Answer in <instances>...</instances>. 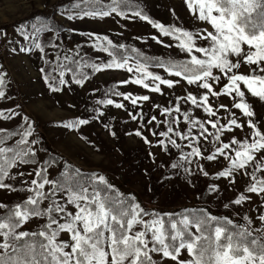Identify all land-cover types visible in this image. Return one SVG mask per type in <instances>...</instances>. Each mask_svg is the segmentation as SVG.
Masks as SVG:
<instances>
[{
    "label": "snow or ice",
    "instance_id": "snow-or-ice-1",
    "mask_svg": "<svg viewBox=\"0 0 264 264\" xmlns=\"http://www.w3.org/2000/svg\"><path fill=\"white\" fill-rule=\"evenodd\" d=\"M96 2L83 0L85 4ZM126 3L127 0H112L114 6H109L108 10L81 9L75 17L69 15L68 19L108 17L113 13L125 15L120 6ZM74 6L80 8L79 3ZM186 6L198 9L196 19L207 24L208 28L193 32L178 26H165L150 20L140 11L134 13L159 29L164 37H174L179 41L176 47L183 51L186 58L180 62L169 61L168 69L171 75L182 77L188 85H195L197 91L195 94L188 92L178 99L190 102L211 117L201 121L185 112L183 120L189 125L187 133L175 131L169 124L166 131L158 134V143L164 145L159 136H168L173 132L179 139L190 141L191 151L183 157L188 160L189 156H202L200 147L193 146V143L201 139L207 141L211 137L217 146L212 154L203 158L215 161L223 157L229 164L218 172V176L232 178L235 172H242L251 181L247 185V193L264 194V178L256 175V172H264V132L254 121L255 113L247 102L248 95L264 100V0H187ZM45 30L46 26L35 28L31 35L36 36ZM23 35L25 39L29 38L27 32ZM157 42L164 43L159 39ZM34 47L44 52L40 43L34 41ZM93 47L109 53L112 59L106 63L84 64V67L96 72L113 68H126L129 73L134 71L127 57L117 59L118 54L110 51L113 42L108 36H95ZM119 47L124 48V45ZM26 50L30 49L21 48V51ZM69 59L71 57L64 56V60ZM72 63L78 64L79 61L73 59ZM157 66L165 67L162 63ZM58 67L61 69V85L67 83L64 69L74 72L73 79L78 85H83L87 79L83 74L82 78H76V70L69 65ZM245 67L247 70L241 71ZM135 72V79L121 83L131 82L147 89L150 85L145 80L150 78L153 84L151 90L156 93L161 92V85L173 88L180 83L179 80L154 74L146 63L138 62ZM44 79L54 77L45 76ZM3 83V74L0 73V85ZM49 87L52 85L49 84ZM57 90L53 88V91ZM115 94L123 95L119 92ZM4 95L0 91V97ZM222 96L231 98V107L221 103L214 109L211 99ZM124 99H131L132 105H136L138 101H148L150 97L124 95ZM102 102L113 104L112 99ZM116 107L123 108L124 104L117 103ZM233 109L240 112L239 117ZM220 110L229 113L225 123L218 118ZM163 111L170 114L172 110L164 108ZM175 111H180L179 104ZM12 115L16 114L5 116L0 112L3 119H11ZM241 118L246 119L241 121ZM132 119L135 120L136 116ZM155 120L156 117L152 116L148 123ZM87 123V120L80 119L67 126ZM172 123L178 121L173 120ZM245 124L250 130L248 137L237 139L233 135L229 142H223L225 132L231 133L234 128L243 129ZM208 126L215 131L210 133ZM197 128L199 131L194 135L193 130ZM4 131L0 128V132ZM31 135L29 126L17 145L26 146ZM135 135L141 136L142 133L137 130ZM32 143L35 144V140ZM169 143L177 149L181 147L171 137ZM35 155L31 148L25 151L6 146L3 137H0V189L17 191L12 184L6 183V179L16 178L9 170L17 165L38 164ZM250 165H255L254 170L248 171ZM57 167L58 174L52 177L49 169ZM201 171L203 175H208L202 168ZM19 176L23 177L24 173L20 172ZM28 176L27 186L19 189L28 193L25 199L11 206L0 202V209L5 210L0 213V264H156L154 254L159 255L162 261L171 260L174 264H264V228L253 229L250 220L246 225H234L231 219L210 215L207 210L199 215L187 212L149 213L116 192L103 175L93 173L86 176L79 168L55 158L35 167ZM211 190L215 191V188ZM250 198V195L241 194L234 203L239 205ZM45 202L46 206L42 207ZM34 218H45L46 222L35 231L21 230ZM259 221L264 225V214L259 216ZM62 233L68 235L67 240L60 239ZM182 251L189 254V259L181 258Z\"/></svg>",
    "mask_w": 264,
    "mask_h": 264
},
{
    "label": "rangeland",
    "instance_id": "rangeland-1",
    "mask_svg": "<svg viewBox=\"0 0 264 264\" xmlns=\"http://www.w3.org/2000/svg\"><path fill=\"white\" fill-rule=\"evenodd\" d=\"M58 1L60 0H0V73L3 74L4 81L3 85H0V91L5 94L0 97V112L5 116L16 114L12 115L11 119L0 117V128L5 130L0 132V136L7 130L19 127L18 132L7 137L4 144L25 151L28 148L33 149L36 153L35 160L38 162L17 165L9 170L16 178L6 179V183L12 184L18 190L9 192L0 189V202L11 206L26 198L28 193L19 189L27 186L25 182L30 180L28 173L48 160L51 149L61 157L59 161L73 163L79 168L93 171L96 175H103L109 183L117 187L130 188L136 194L139 205L142 203L149 213H154L155 208L172 209L201 204L219 212L227 205V208L246 223L250 220L253 229L264 228L259 221V216L264 214V194L247 193V185L251 182L249 176L235 172L232 178L219 177L218 172L229 166L228 161L223 157H218L215 161L203 158L212 154L217 146L211 137L207 141L201 139L194 142L193 146L200 147L202 156H189L188 160L183 157L191 151L190 141L179 139L173 132L168 136H159L164 145L158 143V134L166 131L169 124L175 131L187 133L189 125L183 120L185 112L193 119H211L190 102L178 99L186 96L188 92L195 94V85H188L182 77H175L162 69H157L162 78L179 80L180 83L173 88L161 85L159 93L151 90L153 84L150 78L145 80L150 85L147 89L131 82L121 83L136 78L134 63H129L134 68L132 73L127 72L126 68L96 72L86 67L83 71H75L76 78H82L81 74L87 76L83 85L75 83L73 71L64 69V79L67 83H59L61 69L58 65L62 64L66 56L63 52L66 40L79 49L83 48L87 55L99 56L104 60L108 59L107 54L93 47L97 35L108 36L118 43H130L150 53L186 58L183 51L176 47L179 41L174 37H164L159 29L153 28L149 22L133 14L117 13L108 17L87 16L72 20H69L68 16L75 17L77 12L60 13L57 18L65 26L61 33L41 31L32 36L35 28L41 26L25 19L41 10L50 11ZM139 1H142L153 17L165 26H178L193 32L208 28L207 24L196 19L195 13L198 9H189L186 6L187 0ZM21 29L29 34L28 39H25ZM154 37L164 43H158ZM34 41L44 47V52L34 47ZM21 48L30 50L21 51ZM41 69H44V72H41ZM246 70L247 67L241 69ZM45 76L54 79L45 80ZM49 84L52 87H49ZM98 84L103 85L106 97L98 93ZM111 87L115 88L114 93H111ZM53 88L58 90L53 91ZM117 92L123 95H116ZM124 95H148L150 99L132 105L131 99L125 100ZM108 99H112L113 104L102 102ZM247 102L255 113L254 121L264 132V100L248 95ZM117 103L124 104V107L117 108ZM211 103L214 109L221 103L231 107V98H212ZM177 104L180 105L179 112L175 111ZM164 108L172 110L171 113L165 114ZM233 111L240 116L238 110ZM132 116H136V119L133 120ZM152 116H155L156 120L149 124ZM25 117L27 119H24ZM218 118L221 123H225L229 113L220 110ZM80 119H85L88 123L67 126ZM245 119L241 118V121ZM173 120L178 123H172ZM29 126L32 135L27 138L28 144L17 145L16 142ZM208 127L210 133L215 131ZM137 130L141 131V136L135 135ZM198 131V128L194 129L193 134ZM233 135L237 139H244L250 135V130L246 124L243 129L234 128L231 133L223 134V142H229ZM169 137L181 145L180 149L169 143ZM33 140L35 144L32 143ZM174 164L177 167L174 168ZM201 168L208 173L207 176L203 175ZM254 168L255 165H250L248 171ZM49 171L52 177H55L58 167ZM20 172L24 173L23 177L19 176ZM256 175L264 178V172H256ZM213 187L215 191L211 190ZM241 194L250 195L251 198L237 205L234 201ZM43 206H46V202ZM4 211L0 209V213ZM45 222V218H34L21 230L30 231ZM60 239L67 240L68 235L62 233ZM153 258L156 264H174L171 260L162 261L156 254ZM181 258L187 260L189 254L182 251Z\"/></svg>",
    "mask_w": 264,
    "mask_h": 264
},
{
    "label": "trees",
    "instance_id": "trees-1",
    "mask_svg": "<svg viewBox=\"0 0 264 264\" xmlns=\"http://www.w3.org/2000/svg\"><path fill=\"white\" fill-rule=\"evenodd\" d=\"M77 3L80 4V8H76L74 6ZM109 6H114L112 5V0H109L108 2L105 0H97L96 3H89V4L83 3V0H60L53 5L50 11L48 12L43 11V10L38 11L37 13L31 15L29 18L25 19V21H32V23L34 24L37 23L39 26H46L45 31H53L55 34H59L65 29L64 24L61 22L59 18H57V15H59L60 13L79 12L81 11V9H89V10L97 9L98 10L102 8L103 10H108ZM120 8H121V11H123L126 15L127 14L134 15L136 11H140L143 15H147L150 18V20L160 23L158 20H156L153 17V15L150 13V11L147 9L146 5L142 1L127 0V3L125 5H121ZM112 42H113V47L110 48V51L118 54L117 59H120L122 57H127L129 59V63H134V64H137L138 62L146 63L148 64L150 71H152L154 74L160 75L161 77L162 75L157 69H162L166 73H170L168 69L169 61L180 62L185 59V58H181V57H177L173 55H162V54L153 53V52L150 53L130 43H125V42L118 43L116 41H112ZM119 45H124V48H120ZM63 52L65 55L71 54L70 55L71 59L63 60L62 64L69 65L72 69L78 72L83 71L86 68L84 67V64L90 65L92 63H105L106 61L109 62L112 59V56H110L109 53H106L107 54L106 56L108 57L107 60H104L99 56L87 55L86 51L83 48L79 49L77 46H73L72 43L67 40L63 44ZM73 59L79 61V63L73 64L72 63ZM158 63L164 64L165 67L157 66ZM59 65H61V63ZM110 90L112 91L111 93H114L116 91L114 87H111ZM98 93L99 94L101 93L103 97H106L105 90L102 84H98ZM18 130H19V127H15L13 129L7 130L6 133H4V135L0 137H3L4 142H5L8 139L7 137L12 135L13 133L18 132ZM49 150H50L49 151L50 156L47 158L48 159L47 161H49L52 158H55L59 161L61 157L58 156L55 152H53L51 149ZM69 164H71L72 166L76 168H79L73 163H69ZM41 166H43V164ZM79 169L86 176L94 173L93 171L84 170L82 168H79ZM58 171H59V167H58ZM113 186H114L115 191L120 194H123L126 200H130L134 203L139 204V200L136 194L130 188L126 189V188H123L122 186H118V187L115 185ZM140 206L144 208V206H142V203L140 204ZM144 209L150 212L148 208H144ZM205 210H207L208 214L210 215H215L219 218L227 217L228 219H231L234 222V225L236 224L246 225L247 224L244 221V219L235 215V213L227 207H224L219 212H216L213 209H211L209 206H205L202 204L201 205H184V206L172 208V209L155 208L154 213L163 215V214H168V213L176 214V213L187 212V213H191L194 215H199L201 212H204ZM221 223H223V221H221ZM37 228L38 227L30 231H35Z\"/></svg>",
    "mask_w": 264,
    "mask_h": 264
}]
</instances>
